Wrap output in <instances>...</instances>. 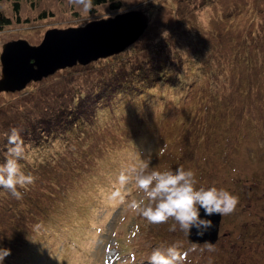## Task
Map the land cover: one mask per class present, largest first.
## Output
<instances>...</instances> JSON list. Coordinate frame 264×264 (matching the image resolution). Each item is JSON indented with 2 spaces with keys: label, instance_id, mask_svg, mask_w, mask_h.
Wrapping results in <instances>:
<instances>
[{
  "label": "rangeland",
  "instance_id": "374dc122",
  "mask_svg": "<svg viewBox=\"0 0 264 264\" xmlns=\"http://www.w3.org/2000/svg\"><path fill=\"white\" fill-rule=\"evenodd\" d=\"M14 1L20 5L16 15L13 0H0V12L11 20L0 30V53L7 42L38 45L47 31L84 27L129 10L143 11L147 22L138 39L115 55L59 69L20 91L0 92V128H6L0 129V162L9 158L8 136L17 129L25 146L21 170L35 178L17 185L20 199L0 188V247L10 249L12 261L28 264L36 245L39 264H149L155 249L176 246L180 264H264V0H110L119 2L113 9L109 0L97 6L92 0ZM122 61L130 63L120 70ZM116 76L104 92V80ZM143 80L153 87L142 93L135 86ZM93 83L95 91L87 92L90 100L80 110L91 114L100 90L108 99L100 119L46 149L31 140L30 119L50 111V97ZM131 83L134 88L126 89ZM204 86L213 96H225L235 112L217 120L201 116L202 127L211 130L196 143V119L187 112L199 107L187 96L195 99ZM157 90L172 96L156 98ZM180 92L188 94L178 99ZM222 122L228 128L222 130ZM138 136L137 146L127 142ZM178 167L195 173L196 188L215 186L238 197L235 210L220 217L211 248L209 242L188 243L178 225L170 231L172 219L150 223L130 208L134 200L148 203L138 175ZM72 199L80 211L64 221L63 208ZM58 221L66 231L54 229Z\"/></svg>",
  "mask_w": 264,
  "mask_h": 264
},
{
  "label": "clouds",
  "instance_id": "9594fccd",
  "mask_svg": "<svg viewBox=\"0 0 264 264\" xmlns=\"http://www.w3.org/2000/svg\"><path fill=\"white\" fill-rule=\"evenodd\" d=\"M8 145L9 158L0 164V188L9 190L12 196L20 199L22 193L17 191V185H30L35 178L25 175L18 163L25 146L17 129L11 130ZM143 167L148 168V164ZM196 183L195 173L183 167L165 171L153 169L136 177V184L148 203L134 200L130 208L150 223H165L172 219L174 223L170 231H175L178 225L185 236L189 237L195 229L196 236L203 237L214 227L211 217L231 214L239 200L223 188H196ZM10 254V249L0 247V264ZM180 256L176 246L168 247L165 252L157 248L149 257V264H180Z\"/></svg>",
  "mask_w": 264,
  "mask_h": 264
},
{
  "label": "water",
  "instance_id": "95a60500",
  "mask_svg": "<svg viewBox=\"0 0 264 264\" xmlns=\"http://www.w3.org/2000/svg\"><path fill=\"white\" fill-rule=\"evenodd\" d=\"M146 22L143 11L129 10L84 27L47 31L38 45L25 40L7 42L0 53V92L20 91L59 69L115 55L138 39ZM220 217H211L214 227L206 235L197 237L193 229L187 240L213 244Z\"/></svg>",
  "mask_w": 264,
  "mask_h": 264
},
{
  "label": "trees",
  "instance_id": "16d2710c",
  "mask_svg": "<svg viewBox=\"0 0 264 264\" xmlns=\"http://www.w3.org/2000/svg\"><path fill=\"white\" fill-rule=\"evenodd\" d=\"M110 2L111 3H109V6H110L111 9L119 7V2H117V1H110ZM92 3H93V6H97L99 4L106 3V0H92ZM19 8H20L19 3L15 2L13 0V2H12V10H13V13L15 15L17 14V11L19 10ZM10 23H11L10 18L4 16L0 12V30H2L4 27L8 26ZM129 63H130V61H122L120 63V65H121L120 66V70L123 69ZM116 64L117 63H114V64L111 65V67L114 70L116 68ZM130 69L133 72L135 70L134 68H130ZM162 76H165V75H162ZM219 78H220V76L218 77V79ZM158 79L160 80V78H158ZM218 79L216 80V82L218 81ZM117 81H118L117 76L113 77L112 80H104V83H102V88H104L103 91L105 92V89L107 90L108 88H110V84L111 83H114V82H117ZM221 81H226V80H224L222 78ZM109 82H111V83L109 84ZM123 83H125V81H120L118 83V84H120L119 87H123ZM154 83H156V82H154ZM145 84L146 83L143 80V84L141 83V85L139 87L135 86V88L137 89V91H139V92L142 91V93H143V92H147L148 91V89H146V88H150L149 86L153 87V85H151L152 82L150 83V85H145ZM215 84H217V83H215V81L210 83L212 89L214 87L213 85H215ZM134 85H135V83H131V84L125 86V87H126V89L134 88V87H132ZM169 85L172 86L173 84L170 83ZM155 86H156V89H159L157 85H155ZM175 86L177 88L176 84H174V87ZM205 86H204L203 90H201L199 92V94L197 95V97L195 99H193V100H190L189 97L187 96L188 92L187 93L186 92L185 93H183V92L181 93L180 92L181 95H179V93H178V99H181L184 96L185 97L187 96V101L190 102L191 106H195V108L199 107L198 109H194L193 107H191L190 108L191 110L189 109L188 112H187L189 118H191V116H192V117H194L196 119V121L191 120V123H193V125L196 126V130L194 132L195 133L194 136L197 139V140L195 139L196 143L200 142V140H203V138L205 139L206 132L211 130L207 126L206 127H202V124L200 123V121H198V120H200L201 116L204 115V116H207V117L211 118V120L213 118L215 120H217V119H220V118H226L227 116L229 117L230 115H232V112H235V111H233V110H235V106L230 107V105H228L227 101L223 100V98H225V96H222L220 94H218L217 96H215V95L213 96V94L211 92H209L208 89L205 88ZM144 87H146V88H144ZM69 88L70 89L65 90L64 92H62V96L58 95V94H54L52 97H50L54 101V104H52L49 112L46 109H44V111H43V113L41 115H39L38 117H35L32 120L30 119V121H31L30 122L31 130H29V128L26 129L27 130L26 133L30 134V137H32L31 140H35L36 143H38V146L41 147V148H45V149L48 148L46 145H49V143H51L53 140L60 141V138L63 135H68L69 136L71 134H75L74 137H77L76 136V132L78 130L81 133L84 132L82 130H85V128H86L85 125H88L91 121L94 122L95 120L100 119V115H98V111H104L105 110L104 109L105 106L103 105L104 104V100H108V99H105L106 97L100 93V90L94 96V98H95L94 102L95 103H93L92 109L90 110L88 108V111H90L91 114H89V112H84L83 110H80V109H82V107H81L82 106V101H85L84 100L85 98H88V100H90V97L89 96L87 97V92L89 90L95 91L96 85L94 83L92 85H90L89 88L87 90H85V91H82L79 87L78 88L75 87V88L71 89V86H69ZM121 89L123 90V88H121ZM159 91L157 90L156 98H160V99H163V100H168L167 99L168 98V94H169V96H172V93H170V92L165 93V95H166L165 96L164 93H161ZM203 91H204V93H203ZM123 92H125V90H123ZM242 93H243V91H241V90L238 91V94H240L242 97H244ZM109 94H111V93H109ZM131 96H134V95H131ZM153 96H148V97L149 98L150 97L153 98ZM58 97H62V100H58ZM64 98H66V100ZM46 102H49V100L46 101ZM223 102H226V103L223 104ZM177 105L179 107H181L180 101H179V103H177ZM108 106H109V108L113 107V106H110V105H108ZM213 106L215 108H212ZM254 110H255V108H254ZM108 111H118V108L115 107L113 110H109L108 109ZM111 113H113V112H111ZM24 116H25V118H27V114H24ZM207 117H206V119H207ZM199 123L201 125V128H199ZM209 123H210V119H209L207 124H209ZM225 123L226 122H222L221 126L219 125L220 127H222V130L228 128L227 125L225 126ZM211 126L213 127L212 130H214V132H215L216 129H217L216 126H214L212 124H211ZM1 127L3 128V129L0 128V129H2V132H3V130L5 131L6 128H5L4 124H2ZM73 127H75V128H73ZM197 127L199 128L198 130L200 132H197ZM72 131H74V132H72ZM138 138H140V137L138 136L137 138L133 139L134 141H132V139H131V140L127 141V142H130L131 146L133 144H134V146H137ZM2 139L3 138L1 137V140ZM127 145L129 146V143H127ZM129 148H130V146H129ZM0 151H2V147H0ZM122 153H124V154H122ZM127 154L128 153L125 152V151H119V153H118V155L121 156V157H123V155H127ZM101 159L104 160L103 158H101ZM2 163H4V162H2ZM18 163L21 164L22 160L19 161ZM102 183H105V182H102ZM23 192H24V190H23ZM70 197L71 196H69L68 199H70ZM73 202H74L73 199L70 200L69 204H67V207L63 208V211H64L63 220L64 221H65L64 216L70 215L73 212H79L80 211V208H78V207L76 208L74 206ZM71 204H73V206H71ZM72 207H75V208L72 209ZM54 212H57V211H54ZM60 213L63 214L62 210L60 211ZM46 215H49V213L46 214ZM78 220H79V218H78ZM79 221L81 222V224L79 225V226H81L80 228L84 227V226H82V224H83L82 219L79 220ZM59 222L60 221H58L57 223L55 222L56 225L54 226V229L58 228L59 226H61V227L63 226L62 223H59ZM70 223H71V220H69L68 226H71ZM62 229H63V227H62ZM63 231H66V230L63 229ZM37 241L38 240L36 239V242ZM34 248H35V250H34L33 256L27 261L28 264H37V263L39 264L38 258L41 255L38 252V250H36L37 249L36 245H35ZM25 254H27L26 246H25ZM36 255H39V257L37 258ZM6 258L10 259V260L8 259L9 262L6 263V264H17V261H12L13 258H14V255H12V256L9 255Z\"/></svg>",
  "mask_w": 264,
  "mask_h": 264
}]
</instances>
